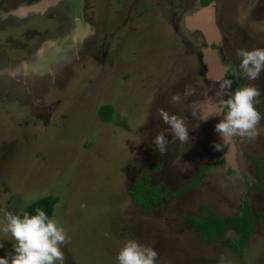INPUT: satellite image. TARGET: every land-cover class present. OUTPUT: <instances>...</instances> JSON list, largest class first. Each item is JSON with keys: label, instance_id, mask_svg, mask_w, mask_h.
<instances>
[{"label": "rangeland", "instance_id": "obj_1", "mask_svg": "<svg viewBox=\"0 0 264 264\" xmlns=\"http://www.w3.org/2000/svg\"><path fill=\"white\" fill-rule=\"evenodd\" d=\"M21 1L0 0V216L56 196L64 264H115L128 238L153 247L156 264H264V193L250 205L241 256L232 229L200 238L181 215L183 196L142 211L130 193L148 179L150 132L160 109L172 114L171 91L181 99L211 62L218 70L238 63V48H264V0H207L210 20L200 22L218 33L207 45L183 25L202 0H56L18 18ZM102 104L113 109L107 121ZM0 244V256L11 252L10 240Z\"/></svg>", "mask_w": 264, "mask_h": 264}, {"label": "flooded vegetation", "instance_id": "obj_2", "mask_svg": "<svg viewBox=\"0 0 264 264\" xmlns=\"http://www.w3.org/2000/svg\"><path fill=\"white\" fill-rule=\"evenodd\" d=\"M39 1L41 0H22L20 3L21 6H27ZM54 2L46 4L44 7ZM203 5H208V2ZM40 12L42 10L28 13L39 15ZM22 16L16 15L18 18ZM185 17L186 15L183 16L184 26H186ZM205 41L207 45L208 39L205 38ZM110 59H112V55ZM237 64V62H228L222 79H230L233 89L242 84H251L257 87L260 90V97L256 107L261 113H264V71L254 81L241 80L232 73ZM194 76H204L205 80L203 77L202 79L198 78L199 80L196 78L194 80L196 83H193L195 87L190 88V95L185 96L186 88L182 89L183 97L179 100L182 103L181 107L177 104L179 101L173 103L169 101V109L171 110L172 107L171 113L184 118L185 126L188 128V140L179 142L172 137L171 133H165L168 143L165 153L161 155L156 150L153 137L168 126L163 122L153 126L147 145V156H151L148 164L150 169L148 168V179L146 178L142 182L150 187H157L156 195L163 205L170 206L172 203L176 205L175 199L183 196L180 201L181 215H184L186 219L198 216L200 213V217L205 213L221 216L217 215L211 207H214L215 204L219 206L222 203H228L233 207L238 204L235 214H241L246 209L251 216L250 205H253L254 202L258 203L259 198H262V195L256 194L264 193L262 169L264 157L260 154L264 150V141L259 139L260 133L258 132L256 138L251 140L235 137L228 143L221 141L218 133L214 131V124L220 119L217 112L211 107L200 109L209 85L206 71L204 73L200 71L198 75L194 74ZM173 86L175 87L176 84L174 83ZM178 92V90L171 91L169 97L172 94L178 95ZM180 108H182L181 114ZM206 117L208 118L206 121H200ZM259 124L264 127V119ZM214 143H219V149L213 147ZM232 157L235 163L231 162ZM206 171H211L215 175L214 182L211 181L213 185L204 186ZM187 221L190 222L189 219Z\"/></svg>", "mask_w": 264, "mask_h": 264}, {"label": "clouds", "instance_id": "obj_3", "mask_svg": "<svg viewBox=\"0 0 264 264\" xmlns=\"http://www.w3.org/2000/svg\"><path fill=\"white\" fill-rule=\"evenodd\" d=\"M235 54L239 60L232 73L241 80L254 81L264 71V48H238ZM219 91L222 94L217 107L220 119L214 124V131L220 140L228 143L235 137L255 139L256 125L264 119V113L256 107L260 90L251 84H242L233 89L232 81L225 79L219 84ZM190 94L191 89H186L184 95ZM179 99L176 94L169 97L170 102H178ZM159 118L168 127L155 134L153 143L163 155L168 143L165 133H171L174 139L184 142L188 140V128L183 117L164 109L159 110ZM213 147L219 149V143H214ZM104 235L105 238L111 236L107 232ZM0 236L11 241V252L0 256V264H64L62 246L67 240L66 230L55 217L46 214L40 207H36L32 214L3 211L0 216ZM0 247L3 245L0 244ZM157 255L153 247L128 238L118 248L115 264H156ZM220 264H224L223 257L220 258Z\"/></svg>", "mask_w": 264, "mask_h": 264}, {"label": "trees", "instance_id": "obj_4", "mask_svg": "<svg viewBox=\"0 0 264 264\" xmlns=\"http://www.w3.org/2000/svg\"><path fill=\"white\" fill-rule=\"evenodd\" d=\"M207 3V0H202V4ZM112 106L110 104H102L98 107L97 113L102 120H109L112 117ZM157 187H150L146 183L135 181L130 189L133 200L141 205V210L146 211L149 202L158 200L156 197ZM155 191V193H154ZM154 193V194H153ZM153 194V195H152ZM57 201V197L53 195H45L30 202L21 213L28 212L32 214L36 207L42 208L46 214L52 215L53 206ZM190 220L192 228L197 232L202 240H215L221 233L232 229L237 232L238 236L235 240H230L229 245L237 251L241 256V251L238 249L239 243L246 240L251 233L252 219L246 209L241 214L229 216H215L213 213H205L201 217H187Z\"/></svg>", "mask_w": 264, "mask_h": 264}, {"label": "water", "instance_id": "obj_5", "mask_svg": "<svg viewBox=\"0 0 264 264\" xmlns=\"http://www.w3.org/2000/svg\"><path fill=\"white\" fill-rule=\"evenodd\" d=\"M53 1H56V0H41L35 4H32V5L21 6L20 8H18L15 11V13H16V15L22 16L28 12H31V11H38V10L40 11L44 8V6L46 4H49ZM208 10L211 11V5H206L204 7H201L199 10H197L194 13L186 16L185 20L190 27H197L202 32H204L206 37H208V40L210 41V39H211L210 37H213L214 40H216V38H218V33L216 34L217 30L215 31L216 28L214 26V23H213V25L210 23L208 25L209 28L207 29L200 22L202 16H204ZM207 52H208V48H206V53ZM207 54H206V56H208ZM215 57L217 58L216 55H215ZM207 60L210 61L209 58ZM210 65H211L210 67L212 68V70L210 69L209 66H208V69L206 70V77L208 78L209 85H208V89L204 95L203 101L200 105V109H205L207 107H211L214 111L217 112L218 102L222 98V94L219 91V84L223 81L222 77H223V74L226 70V66L219 67L218 70H216L215 67L213 66L212 62Z\"/></svg>", "mask_w": 264, "mask_h": 264}, {"label": "crops", "instance_id": "obj_6", "mask_svg": "<svg viewBox=\"0 0 264 264\" xmlns=\"http://www.w3.org/2000/svg\"><path fill=\"white\" fill-rule=\"evenodd\" d=\"M231 162H234V158H231ZM235 163V162H234ZM206 177V181L204 183V186H210L213 185L211 181L214 182V177L215 175L213 174V172L211 171H206L205 176ZM218 181V180H217ZM217 183V182H216ZM237 206L238 204L233 207V205H230L228 203H222L219 207V212H218V204H215L214 207H211L215 213L217 215H221V216H225V215H231V214H235L237 212ZM210 208V209H211Z\"/></svg>", "mask_w": 264, "mask_h": 264}, {"label": "bare ground", "instance_id": "obj_7", "mask_svg": "<svg viewBox=\"0 0 264 264\" xmlns=\"http://www.w3.org/2000/svg\"><path fill=\"white\" fill-rule=\"evenodd\" d=\"M209 14H210V13H209V10H208L207 13H206L204 16H202V18H201V20L204 19V21H207V24L209 23L208 20H210V19H209ZM204 25L206 26V23H204ZM204 25H203V26H204Z\"/></svg>", "mask_w": 264, "mask_h": 264}]
</instances>
